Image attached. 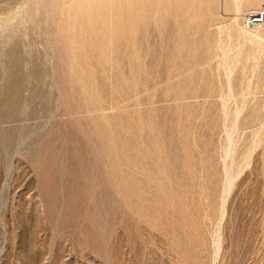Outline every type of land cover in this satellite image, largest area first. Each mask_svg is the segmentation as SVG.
I'll return each mask as SVG.
<instances>
[{
  "label": "rangeland",
  "instance_id": "1",
  "mask_svg": "<svg viewBox=\"0 0 264 264\" xmlns=\"http://www.w3.org/2000/svg\"><path fill=\"white\" fill-rule=\"evenodd\" d=\"M76 1L0 0V264H264V1Z\"/></svg>",
  "mask_w": 264,
  "mask_h": 264
},
{
  "label": "bare ground",
  "instance_id": "2",
  "mask_svg": "<svg viewBox=\"0 0 264 264\" xmlns=\"http://www.w3.org/2000/svg\"><path fill=\"white\" fill-rule=\"evenodd\" d=\"M64 1H65V0H64ZM108 1H109V0H108ZM116 1H117V0H116ZM121 1H122V0H121ZM127 1H128V2H127ZM130 1L132 2V0H130ZM130 1H129V0H126L127 3H126V2H125V3L128 5V3H129ZM133 1H134V0H133ZM138 1H139V0H138ZM142 1H143V0H142ZM144 1L147 3V0H144ZM152 1H153V0H152ZM158 1H159V0H158ZM163 1H164V0H163ZM167 1H169V0H167ZM171 1H172V0H171ZM177 1H178V2L180 1V2L182 3L183 0H177ZM185 1H186V0H185ZM196 1H197V0H196ZM201 1H202V0H201ZM208 1H209V0H208ZM208 1H207V3H208ZM214 1H215V0H214ZM218 1H220V0H218ZM262 1H264V0H231V1H229V9H232V10H234V12L237 13V14H236L237 17L234 16V17H236V18L232 17V18L235 19V21H236V24H235V23H234V24L237 25V27H240L237 23H238L239 19H241V18L238 17L239 14L241 13V11H244L246 8H249V7H250V8H251V7H253V8H258ZM76 2H78V0H77ZM76 2H75V4H76ZM84 2H85V1H84ZM135 2L137 3V0H136ZM139 2H140V1H139ZM145 2H143V3H145ZM150 2H151V0H150ZM150 2H149V3H150ZM174 2H176V1H174ZM187 2H188V1H187ZM190 2H191V4H193V0H191ZM197 2H198V1H197ZM202 2H203V1H202ZM202 2H201V3H202ZM210 2H212V3H211V4L208 3V5H210V8H211V5L214 4L215 2H214V3H213V1H210ZM216 2H217V0H216ZM72 3H73V2H72ZM112 3H113V1H112ZM112 3H111V4H112ZM123 3H124V2H123ZM125 3H124V4H125ZM132 3H134V2H132ZM136 3H135V5H136L135 7H137V11L139 12V10H140L139 8L141 7V5L138 7ZM143 3H139V4H142V5H143ZM169 3H170V2H169ZM176 3H177V2H176ZM176 3H175V5H178V4H179V3H178V4H176ZM181 3H180V4H181ZM217 3H218V2H217ZM226 3H227V1H226ZM226 3H225V5H226ZM77 4H78V3H77ZM77 4H76V5H77ZM107 4H109V3H107ZM116 4H117V2L115 3V5H116ZM163 4H165V3H163ZM171 4H173V3H171ZM180 4H179V5H180ZM184 4L187 5L186 2H185ZM184 4H183V5H184ZM197 4H198V3H197ZM204 4H205V3H204ZM65 5H66V4H65ZM76 5H75V6H76ZM80 5H81V4H80ZM97 5H98V4H97ZM105 5H106V4H105ZM115 5H114V6H115ZM129 5L131 6V4H129ZM132 5H133V4H132ZM166 5H167V4H166ZM169 5H170V4H169ZM179 5H178V6H179ZM185 5H184V7H183L182 4H181V6H182L184 9H185V7H187V6H185ZM195 5H196V4H193V6H195ZM198 5H199V4H198ZM201 5H202V4H201ZM69 6L72 7V5H69ZM116 6H117V5H116ZM120 6H121V5H120ZM125 6H126V5H125ZM125 6H124V7H125ZM144 6L146 7V4H144ZM153 6L155 7V5H153ZM167 6H168V5H167ZM171 6H172V5H171ZM64 7H65V6H64ZM87 7H88V6H87ZM102 7H103V6H102ZM132 7H133V6H132ZM145 7H144V8H145ZM161 7H162V6H161ZM168 7H169V6H168ZM179 7H180V6H179ZM179 7H178V8H179ZM189 7H191V6H189ZM203 7H204V6H203ZM65 8H67V7H65ZM75 8H77V7H75ZM75 8H74V9H75ZM78 8L80 9V6H79V5H78ZM108 8H109V7H108ZM142 8H143V6H142ZM150 8H151V7H150ZM183 8H181V9H183ZM208 8H209V6L207 7V9H208ZM210 8H209V9H210ZM69 9H70V8H69ZM94 9H95V8H94ZM104 9H105V8H104ZM111 9H112V6H111ZM117 9H118V8H117ZM117 9H116V10H117ZM121 9H122V11H123V8H121ZM121 9L119 8V11H120ZM126 9H127V11H128V9L131 10L130 7H129V8H125L124 10H126ZM138 9H139V10H138ZM155 9H156V8H155ZM162 9H163V7H162ZM175 9H177V6H176ZM179 9H180V8H179ZM179 9H178V10H179ZM186 9H187V8H186ZM189 9H190V8H188V10H189ZM215 9H216V8H215ZM62 10H63V9H62ZM102 10H103V9H102ZM109 10H110V8H109ZM109 10L107 9L106 12H109ZM112 10H113V9H112ZM133 10H136V9H133ZM133 10H131V11H133ZM142 10H146V8H145V9H142ZM142 10H141V12H144V13H145V11H142ZM160 10H161V9H160ZM190 10H191V9H190ZM198 10H199V8H198ZM202 10H203V9H202ZM210 10L212 11V9H210ZM254 10H255V9H254ZM55 11H56V10H55ZM75 11H76V10H75ZM86 11H87V9H86ZM113 11H114V10H113ZM119 11H118V13H119ZM131 11H129L127 15H129ZM137 11L133 12V13H134V16H137V15H135V13H136V14L138 13ZM156 11H159V9L156 10ZM164 11H165V9H164ZM168 11H169V9H168ZM168 11H167V12H168ZM184 11H185V10H184ZM211 11H210V12H211ZM215 11H216V10H215ZM249 11H250V10H249ZM251 11H252V10H251ZM68 12H69V15H68V13H67V15H68L67 17H68V18L70 17L69 20L71 21V18L73 17V15H72V17H71V16H70L71 11H68ZM80 12L82 13V11H80ZM87 12H89V10H88ZM123 12L125 13L126 11H123ZM147 12H149V9L147 10ZM179 12H181V11H179ZM185 12H186V11H185ZM210 12H208V13L210 14ZM244 12H245V11H244ZM89 13H90V12H89ZM89 13H87L88 16H89ZM95 13H96V12H95ZM109 13H110V12H109ZM109 13L107 14V17H108V15H109ZM115 13H117V12L115 11ZM133 13H132V15H133ZM144 13H143V14H144ZM164 13H165V12H164ZM164 13H163V14H164ZM172 13H173V12H172ZM76 14H78V13H76ZM96 14H97V13H96ZM110 14H111V13H110ZM122 14H123V13H122ZM143 14H142V15H143ZM152 14H153V13H152ZM157 14H158V12H157ZM159 14H161V13H159ZM167 14H168V13H167ZM244 14H245V13H244ZM74 15H75V14H74ZM85 15H86V14H85ZM92 15H93V14H92ZM102 15H106V13H105V14H102ZM112 15H113V14H112ZM112 15H111V18H112ZM115 15H116V14H114V16H115ZM119 15H121V14H119ZM138 15H139V13H138ZM145 15H146V13H145ZM145 15H144V17H145ZM153 15H154V14H153ZM212 15H213V14H212ZM214 15H215V14H214ZM214 15H213V16H214ZM241 15H242V14H241ZM75 16H76V15H75ZM80 16H81V15H80ZM123 16H124V14L121 15V17H123ZM125 16H126V15H125ZM146 16H147V15H146ZM149 16H150V13H149ZM149 16H147V17H149ZM154 16L156 17L157 15L155 14ZM154 16H153V19H154ZM158 16H160V18H161L162 16L164 17V15H162V14H161V15H158ZM166 16H167V15H166ZM204 16H205V15H204ZM244 16H245V15H244ZM58 17H59V16H58ZM86 17H87V16H86ZM97 17H98V16H97ZM127 17H128V16H127ZM127 17H126V18H127ZM129 17H132V16H129ZM129 17H128V19H129ZM137 17H138V16H137ZM144 17H143V18H144ZM147 17H145V19H146ZM163 17H162V18H163ZM167 17H168V16H167ZM240 17H241V16H240ZM63 18H64V17H63ZM68 18H67V19H68ZM75 18H77V21H78V16H76ZM80 18H81V17H80ZM84 18H85V16H84ZM91 18H92V20H94V18H93L92 16H91ZM91 18H89V17L87 18V19H88V22L91 20ZM103 18H104V17H103ZM109 18H110V16H109ZM116 18H117V17H116ZM118 18H119V16H118ZM139 18H140V16H139ZM143 18H142V19H143ZM149 18H151V17H149ZM158 18H159V17H158ZM158 18H155V19H158ZM205 18H206V17H205ZM208 18H209V17H208ZM82 19H83V18H82ZM85 19H86V18H85ZM89 19H90V20H89ZM105 19H107V18L105 17ZM112 19H113V18H112ZM120 19H121V20L116 19V21H119V22H118V23H119L118 25H122V24L124 23V22H122V21H123L125 18H124L123 20H122V18H120ZM135 19H137V18H135ZM209 19H211V16H210ZM69 20H68V21H69ZM74 20H75V19H73V21H74ZM92 20H91L92 25H91V22L88 23V24H90V26H93V25H94L93 23H94L95 21L93 22ZM130 20H131V19H130ZM137 20H138V19H137ZM139 20H141V18H140ZM139 20H138V22H139ZM147 20H148V19H147ZM149 20H150V19H149ZM62 21H63V20H62ZM85 21H86V20H85ZM111 21H113V20H111ZM125 21H126V20H125ZM159 21H160V20H159ZM159 21H158V22H159ZM161 21H162V20H161ZM107 22H108V20H107ZM126 22H128V21H126ZM126 22L124 23V25H125V24L128 25L127 28L130 29L131 26L129 27V24H128L129 22H128V23H126ZM130 22H131V23H134V22H137V21H134V22H133V21H130ZM143 22H144V21H143ZM145 22H146V21H145ZM145 22H144V23H145ZM155 22H156V21H155ZM68 23H69V22H68ZM70 23H71V22H70ZM75 23H76V22H75ZM78 23H79V22H78ZM78 23H76V24H78ZM82 23H83V21H82ZM109 23H110V22H108V25H109ZM111 23H112V22H111ZM113 23H114L113 25L115 26V28H116V26L118 27V25H115L116 22H113ZM120 23H121V24H120ZM140 23H141V22H140ZM144 23H142V24H143V25H141L142 27L144 26ZM156 23H157V22H156ZM230 23H231V22H230ZM232 23H233V22H232ZM244 23H245V21H244ZM63 24H64V23H63ZM63 24H62V25H63ZM76 24H75V25H76ZM86 24H87V23H86ZM86 24H85V25H86ZM96 24H97V23H95L94 28H95ZM135 24H136V23H134V24H130V25H135ZM138 24H139V23H138ZM145 24H146V23H145ZM148 24H149V23H148ZM157 24H158V23H157ZM159 24H160V23H159ZM234 24H232V25H233V27L231 26L232 28L235 27ZM62 25H61V26H62ZM75 25H72V27L75 26ZM82 25H83V24H82ZM101 25H103V23H102ZM124 25L122 26L123 28H124ZM126 25H125V26H126ZM224 25H225V24H224ZM230 25H231V24H230ZM243 25H246V26L248 27V28L245 27V29H249V30H250V29L253 28V29H257V30L259 31L260 28H263V27H264V21L261 22V23L255 24V25H247L246 23L243 24ZM243 25H241V26L244 27ZM64 26H66V25H63L62 27H64ZM78 26H80V24H79ZM83 26H84V25H83ZM136 26H137V24H136ZM139 26H140V25H139ZM145 26H146V25H145ZM145 26H144L143 28H145ZM75 27H76V28H75ZM75 27H74L73 29H77V26H75ZM84 27H86V26H84ZM84 27H82V28H84ZM111 27H112V25H111ZM119 27H120V26H119ZM119 27H118V29H120ZM132 27H133V26H132ZM132 27H131V28H132ZM137 27H138V26H137ZM142 27H141V28H142ZM223 27H224V26H223ZM228 27H230V26L228 25ZM64 28H66V27H64ZM91 28H92V27H91ZM115 28H114V30H115ZM123 28H122V30H123ZM225 28H226V27H225ZM59 29H60V28H59ZM70 29H71V28H70ZM79 29H80V31H81V27H80ZM88 29H89L88 27H86V29L84 28L85 31L89 32ZM100 29H101V28H100ZM105 29H106V27H105ZM112 29H113V27H112ZM128 29H127V30H128ZM134 29H135V32H136V30H139V28L136 29V27H135ZM145 29H146V30L148 29V25H147V27H146ZM145 29H144V30H145ZM220 29H221V28H220ZM240 29H241V28H240ZM77 30H78V29H77ZM77 30H74V31L76 32ZM82 30H83V29H82ZM93 30H95V29H93ZM96 30H97V28H96ZM120 30H121V29H120ZM120 30H119V31H120ZM124 30H125V28H124ZM124 30H123V31H124ZM131 30H132V29H131ZM182 30H183V29H182ZM229 30H230V29H229ZM243 30H244V28H243ZM243 30H241V31H243ZM70 31H71V30H70ZM74 31H73V32H74ZM78 31H79V30H78ZM90 31L92 32V29H91ZM103 31H104V30H103ZM103 31L101 30V33H100V34H102ZM106 31H107V30H106ZM110 31H111V28H110ZM119 31H118V32H119ZM218 31H219V29H218ZM225 31L227 32V29H226ZM245 31H246V30H245ZM254 31H256V30H254ZM62 32H63V31H62ZM65 32H66V30H65ZM75 32L72 33V34H75ZM82 32H83V31H82ZM104 32H105V31H104ZM104 32H103V34H104ZM118 32H117V37H118V38L121 37L120 40H122L123 37H124V39H125V37H127V33H126V32H125V33H126V36H125L124 34H123L124 36H120L121 33H120V35H118ZM130 32H131V31H129V33H130ZM133 32H134V31H133ZM230 32H232V29L229 31V33H230ZM243 32H244V31H243ZM243 32H242V34H241V32L239 31L240 36L243 35ZM249 32H250V31H249ZM249 32H247V31L244 32V36H242V37H246V39L249 38V39H251V41H252V38L254 39L255 36L252 35L253 33H249ZM251 32H252V31H251ZM67 33H69V32H67ZM78 33H79V32H78ZM123 33H124V32H123ZM137 33H138V32H137ZM219 33H220V32H219ZM237 33H238V30H237ZM254 33H255V32H254ZM70 34H71V33H70ZM82 34H83V33H82ZM84 34H85V32H84ZM89 34H90V33H89ZM89 34H87V35H88V40H86V41H88V42H89V45H90ZM92 34H93V33H92ZM94 34H96V33H94ZM100 34H99V36H100ZM103 34L101 35V36H102V41H101L102 43H104V42H103V36H104ZM108 34H109V33H107V36H108ZM113 34L115 35V33H113ZM133 34H134V33H133ZM180 34H181V33H180ZM230 34H231V33H230ZM230 34H229V36H230ZM232 34L235 35V33H233V32H232ZM256 34H257V33H256ZM80 35H81V34H80ZM80 35L77 34V36H80ZM136 35H137V34H136ZM136 35H133V37L135 36L134 38H136ZM218 35H219V34H218ZM258 35H259V34H258ZM74 36L76 37V34L72 36V37H73L72 40L77 42V40H75L76 38L74 39ZM83 36H84V35H83ZM97 36H98V35H97ZM101 36L99 37V39L101 38ZM110 36H111V35H110ZM119 36H120V37H119ZM128 36H129V34H128ZM253 36H254V37H253ZM80 37H81V36H80ZM80 37H78L77 39L81 40L82 38H85L86 36H85V37H82L81 39H80ZM92 37H93V36H92ZM92 37H90V38H92ZM104 37H105V36H104ZM108 37H109V36H108ZM117 37H116L115 39H117ZM238 37H239V36H238ZM86 38H87V37H86ZM94 38H95V35H94ZM96 38H98V37H96ZM96 38H95V39H96ZM131 38H132V37H131ZM232 38H233V37H232ZM95 39H94V40H95ZM107 39H108V41H110V39H112V38H110V39L107 38ZM126 39H128V37H127ZM126 39H125V40H126ZM136 39H137V38H136ZM243 39H245V38H243ZM243 39H242V42H243ZM66 40H67V39H66ZM72 40H70V44H71V41H72ZM83 40H85V39H83ZM83 40H81V41H83ZM92 40H93V39H92ZM96 40H97V41H96ZM96 40H95V42H98V41H99L98 39H96ZM113 40H114V38H113ZM117 40H118V39H117ZM131 40H132V39H131ZM131 40H130V41H131ZM134 40H135V39H134ZM222 40H223V38H222ZM239 40H240V39H239ZM239 40H238V41H239ZM256 40L258 41V39H256ZM67 41H68V40H67ZM108 41H106V42L108 43ZM132 41H133V40H132ZM136 41H138V39H137ZM245 41H246V40H245ZM247 41H248V40H247ZM247 41H246V42H247ZM79 42H80V41H79ZM95 42H94V44L96 45ZM111 42H112V40H111ZM113 42H114V41H113ZM115 42H116V41H115ZM120 42H121V44H122L123 41H120ZM134 42H135V41H134ZM246 42H245V43H246ZM81 43H83V42H81ZM81 43H79V44H80L81 47H83V46L81 45ZM84 43H86V42L84 41ZM98 43H99V42H98ZM102 43H101L100 45L103 46ZM109 43H110V42H109ZM225 43H226V42H225ZM260 43H261V42L257 43V45H258V46H257L258 49L260 48V47H259V44H260ZM75 44H77V45L79 46L78 42L75 43ZM132 44H133V42H132ZM223 44H224V43H223ZM253 44H255V43H253ZM77 45H76V46H77ZM100 45H99V46H100ZM108 45H109V44H107V46H108ZM113 45H114V44H113ZM261 45H263V44H261ZM78 46H77V47H78ZM80 46H79V47H80ZM84 46H85V45H84ZM251 46H252V43H251ZM72 47H74L73 44H72ZM86 47H88V49L86 48V49H87L86 51H89V50H90V49H89V46H86ZM91 47H92V46H91ZM94 47H95V46H94ZM97 47H98V45H97ZM103 47H104V46H103ZM103 47H102V48H103ZM98 48H100V47H98ZM114 48H115V47H114ZM114 48H113V50H114ZM116 48H117V47H116ZM70 49H71V48H70ZM75 49L77 50V48H75ZM75 49H74V51H75ZM83 49H85V47H84ZM91 49H93V48H91ZM105 49H106V48H105ZM223 49H224V48H223ZM225 49H226V48H225ZM227 49H228V48H227ZM247 49H248V48H247ZM250 49H251V48H250ZM95 50H98V49H95ZM95 50H93V51H95ZM99 50H100V49H99ZM137 50H138V49H137ZM240 50H242V49H240ZM259 50H260V49H259ZM259 50H257V53H259V52H258ZM262 50L264 51L263 48H262ZM262 50H261V52H262ZM77 51H78V50H77ZM77 51H76V52H77ZM79 51H80V50H79ZM84 51H85V50H84ZM108 51H109V50H108ZM222 51H223V50H222ZM228 51H229V50H228ZM245 51H246V50H245ZM247 51H249V50H247ZM251 51H252V50H251ZM254 51H255V50H254ZM76 52H75V54H76ZM91 52H92V51H91ZM102 52H103V51H102ZM239 52H240V51H239ZM79 53L81 54V52H79ZM226 53H227V52L224 53V55H223L224 57H225ZM241 53H242V52H241ZM248 53H251V52L249 51ZM255 53H256V52H255ZM255 53H254V54H255ZM83 54H84V53H83ZM228 54H229V53H228ZM252 54H253V53H252ZM252 54H251L250 56H252ZM260 54H262V53H259L258 55H260ZM69 55H70V54H69ZM81 55H82V54H81ZM81 55H80V56H81ZM242 55L244 56L245 54H242ZM255 55H257V54H255ZM255 55H253V56H255ZM83 56H85V54H84ZM238 56H239V55H238ZM263 56H264V55H263ZM226 57H227V56H226ZM226 57H225V59H226ZM228 57H229V56H228ZM240 57H242V56L240 55ZM248 57H249V55H247V58H248ZM80 58H81V57H80ZM222 58H223V57H222ZM222 58H221V59H222ZM238 58H239V57H238ZM238 58H237V61H239ZM251 58H253V57H251ZM221 59H220V60H221ZM239 59H240V58H239ZM241 59H243V58H241ZM244 59H245V57H244ZM254 59H255V58H254ZM261 59H262V57H261ZM263 59H264V57H263ZM106 60H107V58H106ZM108 60H109V59H108ZM229 60H230V59H229ZM246 60H247V59H246ZM246 60H243V61H245V63H247L248 61H246ZM252 60H253V59H252ZM252 60H251V61H252ZM256 60H257V59H256ZM258 60H259V61H258L257 63H260V62L262 61V60L259 59V57H258ZM222 61H223V59H222ZM235 61H236V60H235ZM235 61H231V63L234 62V63L236 64ZM253 61H254V60H253ZM104 62H105V61H104ZM106 62H107V61H106ZM78 63H80V62H77L76 64H78ZM222 63H223V62H222ZM226 63L228 64L229 62L226 61ZM231 63H229V64H231ZM234 63H233V64H234ZM240 63H241V62H240ZM240 63H238V64H236V65L238 66ZM253 63H255V62H253ZM76 64H75V65H76ZM81 64H83V63H81ZM227 64H226V65H227ZM233 64L231 65V66H232V69H233V67H235V68L237 67L236 65L234 66ZM243 64H244V62H243ZM241 65H242V64H241ZM244 65H245V64H244ZM246 65H247V64H246ZM251 65H253V64L251 63ZM76 66H80V65H76ZM85 66H86V64H85ZM85 66H84V67H85ZM222 66H223V64H222ZM253 66H255V65H253ZM256 66H257V65H256ZM81 67H82V66H81ZM86 67H87V66H86ZM226 67H227V66H225V68H226ZM244 67H245V66H244ZM229 68L231 69V67H228V70H230ZM241 68L243 69V67H241ZM245 68H247V67H245ZM76 69H77V68H76ZM81 69H82V68H81ZM74 70H75V69H74ZM235 70H236V69H235ZM244 70H246V69H244ZM79 71H80V68H79ZM81 72H82V71H81ZM228 72H230V71H228ZM233 72H234V71H233ZM244 72H245V71H244ZM76 73H77V70H76ZM78 74H79V73H78ZM225 74H226V73H225ZM80 75H81V74H80ZM229 75H230V74H229ZM246 75H247V74H246ZM225 76H226V75H225ZM79 78H80V77H79ZM228 78H229V77H228ZM232 79H233V78H232ZM251 79H252V78H251ZM251 79H250V82L252 81ZM230 80H231V76H230ZM229 83H230V82H229ZM231 84H232V81H231ZM248 85H251V84H248ZM254 85H256V84H254ZM228 86H229V85H228ZM242 86H243V85H242ZM230 87H232V86H230ZM247 88H248V87H247ZM256 88H257V87H256ZM256 88H255V89H256ZM242 89H243V88H242ZM245 89H246V88H245ZM250 89H252L251 86H250ZM255 89H254V90H255ZM235 90H236V89H235ZM246 90H247V89H246ZM246 90H245V91H246ZM257 90H258V89H257ZM232 91H233V89H232ZM255 91H256V90H255ZM255 91H254V93H255ZM229 92H230V91H229ZM234 92L236 93V91H234ZM234 92H233V94H231V95H234ZM241 93H242V90H241ZM229 94H230V93H229ZM243 94H244V93H243ZM250 94L253 95V93H250ZM85 96H86V95H85ZM228 96H229V95H228ZM228 98H229V97H228ZM236 98H237V97H236ZM230 99H231V97H230ZM233 99H234V98H233ZM237 112H239V111H237ZM234 126H235V125H234ZM234 128H236V127H234ZM230 129H231V128H230Z\"/></svg>",
  "mask_w": 264,
  "mask_h": 264
},
{
  "label": "built area",
  "instance_id": "3",
  "mask_svg": "<svg viewBox=\"0 0 264 264\" xmlns=\"http://www.w3.org/2000/svg\"><path fill=\"white\" fill-rule=\"evenodd\" d=\"M244 21L247 25H255L264 21V7L245 13Z\"/></svg>",
  "mask_w": 264,
  "mask_h": 264
}]
</instances>
